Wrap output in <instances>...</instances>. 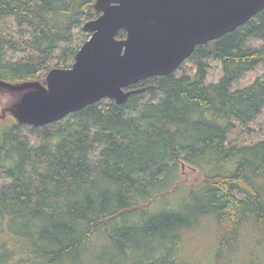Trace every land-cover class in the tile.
<instances>
[{
    "label": "trees",
    "instance_id": "1",
    "mask_svg": "<svg viewBox=\"0 0 264 264\" xmlns=\"http://www.w3.org/2000/svg\"><path fill=\"white\" fill-rule=\"evenodd\" d=\"M97 1L0 0V79L71 67ZM126 91L47 125L2 115L0 264H264V139L231 137L264 113V9ZM182 164L199 183L182 184Z\"/></svg>",
    "mask_w": 264,
    "mask_h": 264
},
{
    "label": "water",
    "instance_id": "2",
    "mask_svg": "<svg viewBox=\"0 0 264 264\" xmlns=\"http://www.w3.org/2000/svg\"><path fill=\"white\" fill-rule=\"evenodd\" d=\"M95 8L100 15L84 24L90 36L71 67L51 69L45 84L0 79L1 88L25 92L13 112L21 123L47 125L105 98L124 103L128 87L173 73L197 45L261 12L264 0H98Z\"/></svg>",
    "mask_w": 264,
    "mask_h": 264
},
{
    "label": "rangeland",
    "instance_id": "3",
    "mask_svg": "<svg viewBox=\"0 0 264 264\" xmlns=\"http://www.w3.org/2000/svg\"><path fill=\"white\" fill-rule=\"evenodd\" d=\"M221 67L219 64H214L212 67L210 73H209V80L210 81H217L221 76ZM259 70L257 69L255 72L249 74L244 80L240 82V84H244L246 82H249L250 79H254L257 75H259ZM24 91H16L9 88H1L0 87V95L2 99V104L4 107V112L0 115V119L3 118L2 115L7 113H13L17 109V105L22 99V96L24 95ZM248 129H238L232 134V138L236 140H240L245 143H252L259 139H264V113L260 118L255 122V124H252L251 130L249 132L245 131ZM33 139V143L37 145L39 143V137L37 135L32 134L31 135ZM182 184L185 187H188L192 184H197L200 181V171L199 169H196L194 167L185 166L182 170ZM186 192V188L182 190V192L177 195L176 199H181ZM198 235V234H197ZM189 243H192L191 252L192 254H199L203 258L202 254L206 251V241L202 242L200 237H197L190 241ZM203 249V250H202ZM103 259L99 258L98 256L92 257L88 256L85 261L82 264H103Z\"/></svg>",
    "mask_w": 264,
    "mask_h": 264
}]
</instances>
